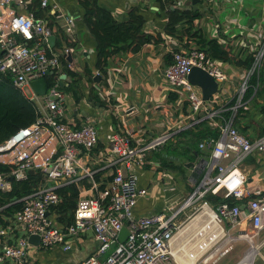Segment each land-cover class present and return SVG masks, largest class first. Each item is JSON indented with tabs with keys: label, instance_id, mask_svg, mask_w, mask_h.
I'll list each match as a JSON object with an SVG mask.
<instances>
[{
	"label": "built area",
	"instance_id": "obj_1",
	"mask_svg": "<svg viewBox=\"0 0 264 264\" xmlns=\"http://www.w3.org/2000/svg\"><path fill=\"white\" fill-rule=\"evenodd\" d=\"M31 2L0 0V75L10 77L13 85L35 102L38 112L35 122L21 127L0 143V165L6 168L0 171V189L9 191L12 180H26L32 169L42 174L43 181L19 199L21 208L6 225H0V264H28L29 250L34 247L60 246L71 250L75 240L88 229L94 231L98 247L79 264H176L173 242L189 221L198 224L188 243L193 248L209 250L202 258L205 263L224 248L216 241L222 237L231 242L221 251L222 255L229 252L233 243L243 239L250 243L252 253L245 254L237 264H255L258 256L264 264L259 242L264 229V194L263 190L248 188L249 175L241 168L248 157L264 154V135L251 138L237 127L240 110H248L252 105V97L246 99L248 91L254 89L255 95L261 84L264 26H245L229 37L221 25L216 24L211 30V38L228 50L241 56L252 55V62L245 67L210 57L193 40L183 45L178 37L164 33L163 46L173 58L164 68L163 78L169 93L179 95L180 100L185 97L187 110H180L183 105H179L178 97V103L173 105L159 103L155 111L164 117L165 125L159 134H152L144 126L139 134V130L124 122L118 131L108 132L102 142L101 118L136 112L133 107L123 112L112 102L125 67H110L106 84L104 77L101 82L95 80L101 76L96 71L94 82L83 89L81 101L76 102L73 92L61 89L70 81L64 70L65 63L70 69L75 66L68 56H73L71 43L75 41L76 18L59 9L53 0H41L42 8L49 9L50 18L34 16L29 9ZM53 35L56 42L51 44L49 38ZM193 67L203 69L219 82V90L209 99L203 97L199 86L190 82L188 75ZM49 77L52 78L48 80ZM38 79H45L47 84L43 95H38L32 86ZM91 87L104 102L100 117L83 111L82 104H89ZM202 121L219 129L220 135L200 143L201 149H211L210 158L200 160L205 162L201 179L194 178V183L188 181L193 189L180 206L168 207L169 214L164 211L137 215L135 208L141 199L150 196L154 184L161 185L166 192L176 191L181 179L163 167L161 160H154L153 152ZM149 171L156 174V182L141 186L142 175ZM70 184L76 185L79 197L70 212L71 221L60 222L57 209L65 196L59 189ZM209 194L246 200L242 203L245 208L228 201L214 207L207 200ZM187 211H190L187 218L179 219ZM123 228L129 233L121 242L119 234ZM18 231L21 233L17 234ZM31 235L40 237L39 245L29 241Z\"/></svg>",
	"mask_w": 264,
	"mask_h": 264
},
{
	"label": "crops",
	"instance_id": "obj_2",
	"mask_svg": "<svg viewBox=\"0 0 264 264\" xmlns=\"http://www.w3.org/2000/svg\"><path fill=\"white\" fill-rule=\"evenodd\" d=\"M53 2L58 3L59 9L71 13L76 18L75 41L73 42L75 45H73L74 51L72 57L75 66L73 69L83 74L84 67L89 66L93 68V73H95L97 71L94 68L96 64V40L85 24V9L81 6L79 0H53ZM99 4L110 10L118 21L129 20L131 10L136 8L146 19L145 30L152 34H158L159 32H161L162 35H164V33L167 34L164 31L165 24L168 20L167 11L170 8L173 9L175 7L192 8L195 11H199L201 17L197 19L198 21H196L195 24L197 27H201L210 37H212L211 30L216 24L221 25L222 29L227 30L225 36L228 37L231 33H239L245 26H252L254 24L264 26V0H99ZM16 8L18 11H21L19 5H16ZM48 14L49 13H47V15ZM186 41L187 40L181 42L184 45ZM167 59L168 55L163 46V42H160L146 44L136 53L125 52L117 55L111 60L108 69L119 65L125 67L124 73L121 74V83L118 84L114 91L112 102L119 105L123 109V112L126 111V108L132 107L136 112L132 115L126 114L119 117L110 114L105 118H101L99 128L101 129L100 135L102 142L105 141V136L108 132L113 129L118 131L119 126L123 125L124 122L129 124L130 127L134 128L136 131L139 130V134L141 133V127L143 126L149 132H152V134H159L165 129L164 117L160 114L158 115L155 111V108L159 103L169 102V104L173 105L178 103L179 99V105H183L180 110H187L188 102L185 97L184 100H180L179 95L178 99L175 101L169 99V87L163 78L164 68L167 66ZM83 80H86L82 81V87L85 89L89 87L90 82L87 77H84ZM95 92L96 97H90L89 99L98 102L97 99L100 97L97 91ZM263 101L264 98L259 97L257 103L259 104V102L262 103ZM82 107H85L83 109L84 114H99L100 117V111L103 105H92L89 102L88 105L83 103ZM250 110L251 108L248 109L247 114H241V118L237 121V127L241 131L246 128V125H248L247 123L250 121ZM258 115H256V121H254V123H251V121L249 123L252 126L248 132L252 135L251 138L259 136L256 134V128L264 127L263 117ZM182 139L183 136L179 133V135L176 136V145ZM183 147H185V144L181 143L179 148ZM204 150L211 152L210 148ZM256 156L257 158H255ZM256 156L251 157L259 164V167H257L256 163L251 164L250 166L243 165L242 163L241 168L246 166L251 170L250 174L246 171L250 178L248 188L252 191L263 190L264 192V154ZM205 158L206 157L204 156L193 158L189 155V159L181 163L177 161L175 156L168 158L174 164L181 166L179 169L167 167L174 171L178 177L181 176L176 191L166 192L161 185H158L157 183L154 184L156 182V174H153L150 171L142 175L140 180L141 186H151L153 184L154 186L150 188V196L141 199L135 208L136 214L164 212L166 211V205L170 204L171 199L178 196L181 190L191 191L192 184L188 183L189 180L187 179V176L189 175H187V171H190L191 177L195 178L194 173L196 172L193 166L198 159L205 160ZM209 158L210 155L206 160ZM94 166L98 167L99 165L95 164ZM254 175L255 183L250 184ZM189 179L191 178L189 177ZM85 184L86 182L81 183L83 189L86 187ZM182 193L184 194V192ZM182 193L175 200H179L180 202L183 197ZM84 194L85 193L83 192L82 195ZM176 205L177 201H175V206ZM189 222L183 227L184 229L182 228L183 230H180L173 242L172 250L174 252L176 264H216L219 260H222L220 258L223 256L225 258L231 253L234 247H236L234 244L229 252L218 257L219 259H215L213 262H211V259L206 263L202 261V259L199 260L204 254L206 256L209 253V250H200L196 247L193 248L192 244L188 243L189 238L193 235L196 225L198 224V222L195 221ZM235 231L236 230H232L233 234H235ZM263 232L264 229L262 230L259 239L262 244V247L260 248L261 250L264 248ZM20 233V231L17 232V234ZM261 237H263L262 241ZM237 241H245L248 243V241L243 239ZM97 247L98 241L95 238L94 231L88 229L86 232L80 234L75 240L74 246L71 250H65L60 246H54L49 249L43 247L31 248L29 250L30 261L28 264H79L83 259L91 255Z\"/></svg>",
	"mask_w": 264,
	"mask_h": 264
},
{
	"label": "trees",
	"instance_id": "obj_3",
	"mask_svg": "<svg viewBox=\"0 0 264 264\" xmlns=\"http://www.w3.org/2000/svg\"><path fill=\"white\" fill-rule=\"evenodd\" d=\"M79 2L85 9V24L96 40V64L94 68L104 77V84L107 83L105 76L107 75L110 62L117 55L125 52L136 53L146 44L164 41L161 32L152 34L145 30L146 19L136 8L131 10L129 20L118 21L110 10L99 4V0H79ZM29 9L39 17L49 16L50 18V14L47 15L49 9L46 10L42 8L41 0H32ZM200 17L201 13L192 8H170L167 11L168 20L165 24L164 31L169 35L178 37L182 42H184V40L195 41L214 59L226 60L238 67H245L252 62L253 57L251 54L244 53V55L241 56L240 53H235L231 49L228 50L225 46L220 44L218 40L208 36L201 27H197L195 21ZM59 44L60 42L58 40L57 45ZM73 45L75 44L73 43L72 47ZM185 45H187V43ZM167 55L168 59L166 64L168 66L172 63L173 56L171 54ZM65 64L64 70L69 76L70 81L68 85L64 84L62 87L68 88L66 91L73 92L76 102H80L83 97L82 80L84 77H87L90 83L94 82V70L92 67L85 66L83 75L74 69H70L67 62ZM51 78L52 77H49L48 80ZM260 83L259 89L255 95L254 89H250L246 95V99L252 97V104H258V97L264 94V68L261 73ZM95 91V88L91 87L90 97H96ZM260 91L262 92L261 94ZM169 97L170 100L175 101L178 95L170 93ZM97 101L101 105H104V102L100 98H98ZM247 112L248 110H240V114L242 115L244 113L247 114ZM37 116L38 112L35 102L27 97L22 90L16 88L10 77L0 75V143L9 139L21 127L31 125L35 122ZM255 117L256 113L253 112L250 114L249 120L251 123L256 121ZM250 121L247 123L248 125H246L244 130H240L245 135H250L249 137L252 136L248 133L250 127H252L249 124ZM256 134L259 136L264 135V127L256 128ZM181 135L183 139L177 144L178 147L181 143H184L185 147H183V149L187 150L193 158L197 156L208 158L210 151L201 149L200 143L207 138H218L220 130L217 128L214 129L209 126L207 122L202 121L188 130L182 131ZM161 161L163 167L181 168V166L174 164L168 158H163ZM4 170H6V168L0 165V171ZM194 176L200 180L203 173L199 174L196 172ZM97 178L100 179L99 174ZM42 181V174L37 172L30 174L26 180H12V188L9 191L0 189V225H6L9 222V218L13 217L14 213L21 208L22 203L19 202V199L31 193ZM59 192L65 196L64 203L57 209L59 221L69 222L72 218L70 212H72L76 206L79 191L75 184H70L59 189ZM207 200L214 207H217L220 202L224 201H228L230 204H242L246 201L224 199L220 195L213 194H209Z\"/></svg>",
	"mask_w": 264,
	"mask_h": 264
},
{
	"label": "rangeland",
	"instance_id": "obj_4",
	"mask_svg": "<svg viewBox=\"0 0 264 264\" xmlns=\"http://www.w3.org/2000/svg\"><path fill=\"white\" fill-rule=\"evenodd\" d=\"M239 73H241V72H239ZM61 89L63 91L68 90V88H64V87H61ZM26 92L29 96H32V93H31L29 88H26ZM261 93L262 92L260 91V94ZM263 95L261 96L262 98H264ZM251 106L252 107H250L251 110L249 111V113L252 114L254 112V113H256V115H258V114L261 115L263 117V121H264V109H263L264 108V101L262 103L259 102V104L253 103ZM175 140H176V137L171 138L163 148H160L158 151L153 152L154 160L158 161V160H161L163 158H170L171 156H175V158H177V161L181 163V162H184L185 160L189 159V155H190L189 152H187V150H185L183 148H179L176 145ZM194 158H196V157H194ZM255 158H257V156ZM205 160H206V158H205ZM248 162H250V163H248ZM254 163H256L254 158L248 157L246 160H244L243 165L250 166L251 164H254ZM256 165H257V167H259L258 163H256ZM246 166H244L243 169L245 171H247V173L250 174L251 170L249 167H246ZM193 167H194L195 172L204 173L205 162H202L198 159ZM194 170H193V172H194ZM191 172H192V170H191ZM187 175H189V176H187V179L189 181H191L192 183H194L195 179L193 177H191L190 171H187ZM189 177L191 179H189ZM252 178H253V180L250 182V184L255 183V179H254L255 175ZM182 192H184V194ZM189 192H190V190L189 191L181 190V192L178 194V196L172 198L170 204L166 205V213H168V214L170 213V210H167V209L171 205L175 206V201H177V205L180 206L185 201V199L188 197ZM181 193H182L183 197H182L181 201L179 202V200H175V199L178 198L181 195ZM189 213H190V211H187L186 215L182 214L179 219H182V221H183L185 218H187ZM234 233H236V231ZM263 234H264V232H263ZM263 234H262V236H263ZM262 240H263V237H261V241ZM216 241L219 244L224 245V248H222V250H219L216 254H214V256L211 259V262H213L215 259H219L218 257H220L222 255L221 251H224L226 248H228L231 245V242L227 238L219 237ZM234 244L236 245V247H234V249L231 251V253L229 255H227L225 258H224V256L222 258H220L222 260H219L220 262L218 261L219 263L217 262L216 264H237L245 256V254H247L248 252L252 253L251 245L249 242L246 243L245 241H237V242L233 243V245ZM261 252L264 255V248H262ZM253 255H254V253H253ZM204 257H205V254L203 256H201L199 260H201ZM262 263H263L262 258L258 256L255 264H262Z\"/></svg>",
	"mask_w": 264,
	"mask_h": 264
},
{
	"label": "water",
	"instance_id": "obj_5",
	"mask_svg": "<svg viewBox=\"0 0 264 264\" xmlns=\"http://www.w3.org/2000/svg\"><path fill=\"white\" fill-rule=\"evenodd\" d=\"M33 15L35 16L36 13H33ZM49 42L51 44H54L56 42V36H54V35L51 36L49 38ZM72 57H73L72 55L68 56V60L72 61ZM63 77H65V76H63ZM188 77H189V80L192 84L197 85L201 88L202 93H203V97L205 99H209L213 93H215L219 90V87H220L219 82L216 81L215 78H213L206 71H204L203 69H201L199 67H193L191 69ZM95 80L97 82H101L102 76H99V75L96 76ZM32 86L38 95H43L47 91V84H46L45 79H38V80L33 81ZM89 102L92 105L96 104L97 106H100V103L96 102L93 99H89ZM30 173L34 174L35 171L32 169V170H30ZM241 207H242V209H244L245 205L242 204ZM128 233L129 232H128L127 228H123L119 234V240L121 242L125 241L127 236H128ZM29 241L33 244L39 245L40 237L38 235H31L29 238Z\"/></svg>",
	"mask_w": 264,
	"mask_h": 264
},
{
	"label": "bare ground",
	"instance_id": "obj_6",
	"mask_svg": "<svg viewBox=\"0 0 264 264\" xmlns=\"http://www.w3.org/2000/svg\"><path fill=\"white\" fill-rule=\"evenodd\" d=\"M183 230V229H182Z\"/></svg>",
	"mask_w": 264,
	"mask_h": 264
}]
</instances>
